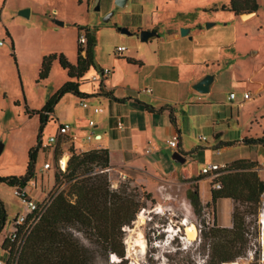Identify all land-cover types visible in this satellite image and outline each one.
Returning <instances> with one entry per match:
<instances>
[{
    "label": "crops",
    "instance_id": "0c3cea01",
    "mask_svg": "<svg viewBox=\"0 0 264 264\" xmlns=\"http://www.w3.org/2000/svg\"><path fill=\"white\" fill-rule=\"evenodd\" d=\"M109 1L113 3V0ZM153 1L155 5L150 8V13L141 10L135 34L138 39L142 31L155 34L145 42L135 40L121 55L114 52L105 67L95 57L96 70L90 68L79 81V90L89 96L83 100L88 107L80 106L81 99L64 96L49 115V120L57 122L50 136L56 133L58 123L67 125L77 153L108 150L110 171L162 175L171 182L196 185L199 193L200 183L205 182L209 188L212 180L201 174L204 167L217 165L225 168L237 160L256 163L253 170L264 183V159L261 165L250 149L251 145L244 142L264 138V104H251L255 102L254 95L264 100V20L255 24L249 33V18L219 10L228 0L209 8L174 10L168 8L171 0L161 1L160 6L156 4L157 0ZM214 8L218 10L209 11ZM260 11L258 9L250 17H257ZM158 12L168 13V19H161ZM144 14L146 18L142 17ZM179 16L181 20H177ZM7 32L14 53L15 39ZM140 43H148V46ZM4 46L5 42L0 48ZM38 58L41 64L43 56L40 54ZM75 62L76 59L69 63L74 65ZM104 69L111 70V74L100 81H91L92 76ZM207 75L213 77L209 92L198 94L193 86ZM223 81L230 89L228 95L235 94L234 100H229L228 95L226 102L216 99L215 91ZM138 86L151 90V93H141ZM244 92H248L251 98L244 100ZM66 99H75L68 104H78L82 115L74 114L71 105L69 111L57 114L56 107L65 104ZM94 109H98V113H94ZM94 116L98 118L97 122L91 120ZM89 121L93 122V127L88 126ZM118 122H121L122 129L117 128ZM73 123L76 128L71 126ZM47 126L48 123L43 132ZM202 130L210 131V143L197 149L190 145L189 138ZM90 133L100 136V140H86ZM174 136L179 140L177 151L166 145V141ZM147 149L151 150L149 154ZM193 150L196 151L189 155ZM174 153L183 161L173 159ZM214 155L220 157L219 163L213 160ZM64 156L68 159L67 155ZM66 162L61 167L66 166ZM196 164L200 167L197 172L193 169ZM24 189L36 199L43 197L40 188L33 190L27 184ZM204 200L210 202L208 190ZM220 201H226V217L222 222L218 218ZM215 206L213 220L216 225L230 228L233 202L217 200Z\"/></svg>",
    "mask_w": 264,
    "mask_h": 264
},
{
    "label": "rangeland",
    "instance_id": "374dc122",
    "mask_svg": "<svg viewBox=\"0 0 264 264\" xmlns=\"http://www.w3.org/2000/svg\"><path fill=\"white\" fill-rule=\"evenodd\" d=\"M161 1L164 0H157L156 4L162 5ZM226 1L171 0L168 8L171 10L209 8L219 6ZM153 2L129 0L126 6L120 8L111 4L109 0L96 3H87L86 0H0V39L5 42V46L0 48V177L23 175L26 170L27 154L36 145L40 129L38 117L26 116L25 108L29 111L41 110L47 100L68 80L66 72L57 61L52 63L48 78L39 80V55L43 57L50 54L58 55L62 51L67 61L73 63L76 59V40L80 33L78 28L90 29L94 41V58L98 57L102 67H105L114 57L116 48L124 46L129 50L135 40H140L135 34L140 22V12L143 9L145 14L150 13V8L155 5V1ZM257 4L261 10L257 17L250 15L244 18L250 19L247 24L249 33L255 24L264 20V0H259V3L257 1ZM20 9L29 10V15L19 16ZM158 13L161 19L167 20L169 17L168 13ZM110 14L112 15L109 19L104 21ZM145 14L143 18H146ZM177 20H181V16ZM122 29H126L129 34H122ZM6 31L14 36L15 55L11 52ZM140 44L148 46V43ZM12 54L14 57L11 56ZM138 87L141 93L145 89ZM229 91V87L223 81L215 91L216 99L226 102ZM252 99H255V102L251 104H264V100L258 99L256 95ZM69 102L73 103L75 99H66L65 104L56 107L55 112L58 114L69 111L68 107L71 105L74 114L82 115L79 105L68 104ZM91 120L97 122L98 118L94 116ZM56 123L52 120L48 121V126L41 133L43 143L53 134ZM71 126L76 128L74 123ZM201 137H204V140H200ZM71 140L72 137L66 136L51 148H39L33 180L36 179V188L41 189V197L59 191L68 192L69 183L65 182V179L55 182V176L65 169V166L61 167L62 157L67 155L68 162L69 150L72 148L77 152ZM209 141L208 130L198 131L189 138L190 145L197 149L206 147ZM250 149L263 165L264 147L251 145ZM213 160L218 163L221 161L217 155L213 156ZM45 163L50 164L49 171H39ZM193 169L197 172L200 167L197 165ZM107 175L112 189L128 182L129 190L137 186L151 195V201L146 203V210L139 214L130 226L125 227L123 244L124 259L127 264H204L206 259L202 238L204 215L209 213L212 218L216 217L215 203L204 200L207 190L210 192L211 187L208 188L205 182L200 183L202 210L201 215L197 216L186 198V192L191 190L193 185L171 182L167 177L157 174L108 169ZM28 186L32 188L31 182ZM0 200L4 204L8 220L14 218L21 210L20 202L13 195V188L10 186L0 184ZM225 207L226 201L218 203L220 222L226 217ZM259 213V217L255 220L249 219L252 220L247 226L249 246L246 253L233 262L235 264H264V251L259 236L260 221L264 217L262 205ZM190 224L196 228L194 239L188 238L187 225ZM72 232L84 246L96 252L100 251V247L91 244L82 233L76 230ZM2 243L3 236L0 235V246ZM117 261L118 259L114 257L108 259L109 263ZM98 264H105V261L99 259Z\"/></svg>",
    "mask_w": 264,
    "mask_h": 264
},
{
    "label": "trees",
    "instance_id": "16d2710c",
    "mask_svg": "<svg viewBox=\"0 0 264 264\" xmlns=\"http://www.w3.org/2000/svg\"><path fill=\"white\" fill-rule=\"evenodd\" d=\"M258 9L257 0H228L227 4L219 7L221 11L232 12L243 18L254 15ZM216 10L214 8L209 11ZM81 30L85 31L86 44L82 47L77 42L74 65L62 54H50L42 58L39 80L48 78L54 61L66 72L68 80L41 110L29 111L25 108L26 116L38 117L40 129L36 145L27 154L25 173L0 177V184L25 188L34 178L41 133L55 106L66 95L81 100L89 97L79 90V81L90 68H94V41L88 29L78 28V32ZM5 35L10 38L7 31ZM244 142L264 146L263 137ZM68 154L70 157L66 167L55 176V182L65 179L69 183V190L52 194L50 205L26 239L16 264H98L99 259L104 260L105 264H127L123 244L125 227L130 226L146 210L151 195L137 186L129 190L128 182L120 184L116 189L111 188L107 175L110 168L107 149L77 153L71 148ZM256 165L247 160H237L215 173L216 176L212 178L210 202L214 204L217 200L229 199L233 202V208L230 228L219 227L215 222L207 228L203 224V248L206 251L204 264L233 263L246 253L249 246L247 226L252 221L249 219L259 217L264 197V183L253 170ZM216 184H220L219 189L214 188ZM186 198L194 214L200 216L202 206L196 185L186 192ZM7 220L4 204L0 200V231ZM72 230L82 233L91 244L99 246L100 251L84 246ZM112 257L118 261L109 263L108 259Z\"/></svg>",
    "mask_w": 264,
    "mask_h": 264
},
{
    "label": "built area",
    "instance_id": "2783aa9c",
    "mask_svg": "<svg viewBox=\"0 0 264 264\" xmlns=\"http://www.w3.org/2000/svg\"><path fill=\"white\" fill-rule=\"evenodd\" d=\"M99 0H87V3H95ZM77 42L84 46L86 44V35L85 31L81 30L78 37ZM4 44L3 41L0 40V46ZM124 51H126L125 47H118L115 49V55H121ZM111 74V70L104 69L101 70L97 75L91 77V81L97 82L102 80L104 77H107ZM142 93L148 94L151 93V90H142ZM251 98V95L248 92L243 93V99L248 100ZM229 100L235 99V94L230 93L228 95ZM80 106L82 108H87V103L83 100L80 101ZM94 113H98V109H94ZM89 127H93V122H88ZM121 122L117 123V128L122 129ZM69 127L67 125L57 124V131L54 135L47 138L46 142H41L40 146L44 149L51 148L54 146L58 140L69 136ZM100 136H95V134L90 133L86 136V140L88 141H96L100 140ZM200 140H204V137H201ZM166 145L174 150H178L179 140L178 137L174 136L172 139L166 141ZM151 150L147 149L146 153H150ZM66 167V166H65ZM51 168L50 164H44L42 171H47ZM223 167H219L217 165H207L201 171L202 175L208 176L210 178H214L215 173L221 171ZM31 186L33 190H36V181L32 180ZM215 189L220 188V184H216L214 186ZM13 195L18 199L21 205V210L15 215L14 218H11L6 221L2 230L0 231V235L3 236V243L0 246V264H16L19 258V255L25 245L26 239L30 235L31 231L35 227V225L39 222L42 214L45 212L47 207L50 205L53 196L46 195L40 199H36L30 196L24 188L13 187ZM262 209H264V201L262 200ZM214 224V220L209 213H205L204 215V226L211 227Z\"/></svg>",
    "mask_w": 264,
    "mask_h": 264
},
{
    "label": "water",
    "instance_id": "95a60500",
    "mask_svg": "<svg viewBox=\"0 0 264 264\" xmlns=\"http://www.w3.org/2000/svg\"><path fill=\"white\" fill-rule=\"evenodd\" d=\"M127 1L128 0H113V4L115 6H117V7L122 8V7H124L126 5ZM97 9H98V7H97ZM19 15L22 16V17H27L29 15V10H27V9L21 10L19 12ZM111 15L112 14H110L104 21H107ZM59 25H62V24L59 23ZM121 33L122 34H129L126 29H122L121 30ZM154 34L155 33H153V32L142 31V32H140L139 37H140V40L142 42H145V41H147V39L150 36H152ZM212 81H213V77L211 75H207V76H205L204 78H202L199 82H197L193 86V90L195 92H197L198 94L205 95V94H207L209 92V87H210ZM0 152H1V149H0ZM173 159L179 160V161H183V158H181L180 155L177 154V153H174L173 154Z\"/></svg>",
    "mask_w": 264,
    "mask_h": 264
},
{
    "label": "bare ground",
    "instance_id": "6f19581e",
    "mask_svg": "<svg viewBox=\"0 0 264 264\" xmlns=\"http://www.w3.org/2000/svg\"><path fill=\"white\" fill-rule=\"evenodd\" d=\"M63 163L66 162V157L63 156ZM260 224H261V228H260V238H261V246H262V249L264 251V217H262L261 221H260ZM187 234H188V238L190 239H194L195 236H196V228L193 224H190V225H187ZM231 264H235V263H231Z\"/></svg>",
    "mask_w": 264,
    "mask_h": 264
}]
</instances>
